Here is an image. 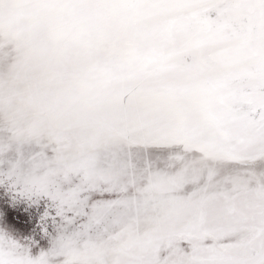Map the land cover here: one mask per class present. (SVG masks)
I'll use <instances>...</instances> for the list:
<instances>
[{
    "label": "snow or ice",
    "instance_id": "1",
    "mask_svg": "<svg viewBox=\"0 0 264 264\" xmlns=\"http://www.w3.org/2000/svg\"><path fill=\"white\" fill-rule=\"evenodd\" d=\"M0 264H264V0H0Z\"/></svg>",
    "mask_w": 264,
    "mask_h": 264
}]
</instances>
